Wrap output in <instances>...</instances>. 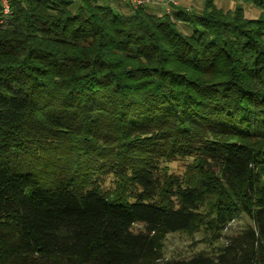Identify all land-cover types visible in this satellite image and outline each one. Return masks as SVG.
Listing matches in <instances>:
<instances>
[{"label":"trees","instance_id":"16d2710c","mask_svg":"<svg viewBox=\"0 0 264 264\" xmlns=\"http://www.w3.org/2000/svg\"><path fill=\"white\" fill-rule=\"evenodd\" d=\"M240 1L125 15L9 0L0 264H161L166 235L220 237L240 213L252 225L216 254L164 264H264V15L243 7L264 0ZM178 158L193 159L183 176L161 168Z\"/></svg>","mask_w":264,"mask_h":264},{"label":"rangeland","instance_id":"374dc122","mask_svg":"<svg viewBox=\"0 0 264 264\" xmlns=\"http://www.w3.org/2000/svg\"><path fill=\"white\" fill-rule=\"evenodd\" d=\"M240 2L241 1L238 0L236 3L239 4ZM80 3L81 0H76V7H79ZM247 4L249 3L243 4L245 17L247 19L254 20L264 15V11L257 7L254 8L253 6H250V9L246 10L245 6ZM181 29L183 32H186L187 30L183 26H181ZM192 160V158H178L171 162L163 161L161 163V168L167 167L170 173L183 176L187 167L192 164ZM115 181V177L110 174L100 177L99 184L103 191L110 192L116 188ZM203 210L206 211L207 207ZM250 225H252L251 220L245 214L240 213L232 222H230L227 229L221 233L220 237H217V235L212 232H207L204 227L192 234H168L163 241V257L160 263L164 264L172 261L190 260L192 257L200 253L212 256L216 254L219 248L228 245L233 237L242 233ZM141 230H143V225L135 226L136 232Z\"/></svg>","mask_w":264,"mask_h":264},{"label":"crops","instance_id":"0c3cea01","mask_svg":"<svg viewBox=\"0 0 264 264\" xmlns=\"http://www.w3.org/2000/svg\"><path fill=\"white\" fill-rule=\"evenodd\" d=\"M176 1L178 2V5L174 7V12L186 11L192 14H201L205 8V2H206V0H176ZM237 1L238 0H215V5L222 11L229 12L234 10ZM112 6L116 11L123 13L125 15H130L133 12V8L131 7L130 4L114 2ZM250 6L256 8L255 5L253 4L250 5L249 3L245 6V9L246 10L250 9ZM147 10L148 12L155 15L164 14V8L157 3L150 5L147 8ZM183 27L187 29L186 32L184 33L189 35L191 31L186 26L183 25Z\"/></svg>","mask_w":264,"mask_h":264},{"label":"built area","instance_id":"2783aa9c","mask_svg":"<svg viewBox=\"0 0 264 264\" xmlns=\"http://www.w3.org/2000/svg\"><path fill=\"white\" fill-rule=\"evenodd\" d=\"M106 1H115V0H106ZM120 3L130 2L133 8L150 6L152 4L158 3L163 6L167 14H171L174 10V7L177 6L176 0H116ZM2 15L0 18V27H6L9 24V18L12 15V10L9 0H0Z\"/></svg>","mask_w":264,"mask_h":264}]
</instances>
